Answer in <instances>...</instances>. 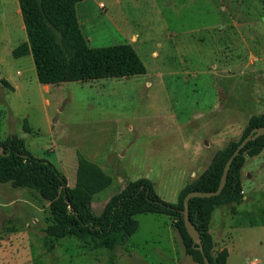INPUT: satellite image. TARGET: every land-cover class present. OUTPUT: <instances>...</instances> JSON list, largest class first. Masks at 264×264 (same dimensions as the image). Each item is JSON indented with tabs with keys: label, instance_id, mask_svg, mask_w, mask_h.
<instances>
[{
	"label": "rangeland",
	"instance_id": "374dc122",
	"mask_svg": "<svg viewBox=\"0 0 264 264\" xmlns=\"http://www.w3.org/2000/svg\"><path fill=\"white\" fill-rule=\"evenodd\" d=\"M99 1L106 7L99 8ZM254 1L252 16L254 6L260 12L257 17H264V3ZM18 7V0H0V139L22 138L33 155L48 159L66 176L70 187L75 186L78 155L99 165L112 182L93 196L95 215L127 182L138 178L150 179L157 195L177 202L216 149L239 141L249 118L264 113V63L258 64L255 76L253 23L243 24L245 40L236 48L237 57L217 61L207 42L193 41V50L177 62L169 47L149 58L158 48L148 39L136 47L146 74L43 84L30 55L12 56L13 48L26 40ZM132 10L123 0L114 6L109 0L81 3L79 26L89 46L123 43L112 21L118 24ZM136 17L140 25L132 26L144 33L161 24L145 15ZM262 24L254 26L259 42ZM197 25L195 19L193 27ZM154 67L163 71L159 78ZM24 120L30 133L22 127ZM216 138V143L210 140ZM196 143L200 151L192 157L190 147ZM242 182L247 191L253 190L251 198L235 205L234 215L231 205L215 208L211 227H239L229 232L227 264H250L254 258L264 264V225L256 221H261L264 208V147L255 156L245 155ZM135 219L138 229L127 242H135L136 253L148 255V262H158L154 247L165 243L173 219L154 213H139ZM248 220L255 224L249 226ZM50 223L48 201L37 190L0 182V264H129L122 257L125 245L93 249L73 236L46 238L44 228ZM130 264L142 262L133 259Z\"/></svg>",
	"mask_w": 264,
	"mask_h": 264
},
{
	"label": "trees",
	"instance_id": "16d2710c",
	"mask_svg": "<svg viewBox=\"0 0 264 264\" xmlns=\"http://www.w3.org/2000/svg\"><path fill=\"white\" fill-rule=\"evenodd\" d=\"M83 0H18L26 40L12 50L15 58L31 55L37 79L43 84L90 81L142 75L146 66L129 43L103 47L89 46L79 26L76 4ZM264 3V0H259ZM264 126V113L252 115L239 141L216 150L208 166L179 193L177 202H168L154 191L148 178L127 182L113 195L102 212L92 211V198L108 187L112 177L96 163L77 156L75 186L46 158L33 155L24 140L16 135L0 139V182L16 187H31L48 201L51 223L45 237L73 236L86 246H121L138 229L135 215L154 213L173 219L185 252L198 264H205L202 252L193 246L183 221V197L192 190L212 191L218 187L226 160L238 143L254 127ZM25 132L30 133L26 120ZM264 147V135L248 141L234 157L222 191L211 197L189 199V217L200 234L203 253L211 264H226L225 250L213 253L209 223L213 210L242 200V168L245 155L255 156ZM52 247V245H51Z\"/></svg>",
	"mask_w": 264,
	"mask_h": 264
},
{
	"label": "crops",
	"instance_id": "0c3cea01",
	"mask_svg": "<svg viewBox=\"0 0 264 264\" xmlns=\"http://www.w3.org/2000/svg\"><path fill=\"white\" fill-rule=\"evenodd\" d=\"M83 0L76 4V12L78 13V7L81 3L86 2ZM111 6H114L119 0H109ZM124 3L132 8V11H128L127 15L123 14L122 19L118 24L115 21H112V25L118 34V36L123 40V43H129L136 50L137 46L145 43L148 39L153 41L154 47L158 50H152L149 53V58L152 56L162 55V48H171L170 55L174 58L175 62L179 58L187 57L186 51L191 52L193 49L191 46L193 41H200L202 44L207 42L209 47L212 48L213 53H215L216 60L219 61L221 57L226 58L227 56L237 57L239 52L236 48L240 47L242 44V39L245 40L242 34L243 24H252L253 23V73L257 75L258 64L264 63V34H262L261 41H258L257 32L254 29L255 25L258 22L263 23L264 26V17H257L260 15L259 10L253 6V16L251 13L252 2L250 0H123ZM247 3L249 8H241L240 5ZM256 3L253 0V4ZM100 4H103L101 6ZM19 6V4H18ZM99 8H105L106 5L101 1L98 2ZM17 12H20V8L16 9ZM264 11V10H261ZM132 13V14H131ZM21 14V13H20ZM126 15V16H124ZM138 15H145L151 18L153 23H161L157 26H151L149 28V33H144L141 30H137V27L134 25H140V18L136 17ZM78 16V15H77ZM135 16V17H131ZM196 19L198 25L193 27L194 20ZM79 25L80 20L78 18ZM171 22V24H169ZM121 24V27L119 26ZM133 25V26H132ZM81 28V27H80ZM82 30V29H81ZM83 32V31H82ZM84 34V33H83ZM150 34V35H149ZM85 36V35H84ZM88 43L90 39L87 38ZM263 38V39H262ZM120 44V43H118ZM252 54V52H251ZM30 55V54H29ZM31 56V55H30ZM143 63L145 61L139 55ZM161 67H154L152 71L156 73V77L159 78L163 74V71L160 70ZM148 68L146 67V74ZM171 74H174L170 71ZM221 73L219 72V75ZM143 75V74H142ZM139 76V75H135ZM131 77V76H130ZM221 77V76H219ZM125 78V77H122ZM108 79V78H102ZM97 80V79H95ZM91 81V80H90ZM147 84V81H146ZM220 88L221 87H216ZM256 91V90H255ZM213 143H216L218 140L210 139ZM209 140V141H210ZM206 141L205 143L209 142ZM200 143L191 145L192 157L194 154L199 153ZM218 150V149H216ZM214 154V153H213ZM246 185L242 182V200L240 203L247 201L252 196V189L247 191L245 189ZM234 204L231 207V211H228L231 214H236L237 209ZM223 206V205H221ZM220 207V206H218ZM217 208V207H216ZM215 209L212 212L214 213ZM212 215L209 223V232L213 240V253L225 250L228 256V250L226 244L230 241L231 235L229 232L231 229L238 230L239 227L227 226L225 228H212L211 221ZM260 226L264 225V208L260 210ZM249 226L255 224L253 221H247ZM139 226V225H138ZM171 231H168L166 236V241L162 246L156 245L154 247V252L158 257V262L147 261L146 258L148 255H141L136 252L135 242H125L123 244V259L130 262L133 259H138L142 264H198L195 262L186 252L181 240V237L173 225L169 224ZM231 233V232H230ZM133 235V234H132ZM131 235V236H132ZM130 236V237H131ZM129 237V238H130ZM228 239V240H227ZM126 245H128L126 247ZM126 249V250H125ZM136 257V258H135ZM255 259V258H254ZM257 260V259H256ZM252 261V260H251ZM227 264V257H226Z\"/></svg>",
	"mask_w": 264,
	"mask_h": 264
},
{
	"label": "water",
	"instance_id": "95a60500",
	"mask_svg": "<svg viewBox=\"0 0 264 264\" xmlns=\"http://www.w3.org/2000/svg\"><path fill=\"white\" fill-rule=\"evenodd\" d=\"M261 135H264V126L254 127L238 143V145L235 148V150L232 152V154L228 157V159L225 162V165H224L223 170H222V174H221V177H220V181H219L218 187L215 190H212V191L192 190V191L187 192L185 194V196L183 197L182 215H183L184 226H185L188 234L192 238L193 246H195L196 248H198L202 252L203 260H204L205 264H211V263H210L208 257L206 255H204V253H203V247H202V244H201L200 234H199L198 230L196 229V227L193 225V223L190 220V217H189V199L192 198V197H211V196L218 195L222 191V189H223V187L225 185L226 178H227V173H228V170L230 168V165H231L234 157L239 154L240 149L248 141L255 140L257 137H259Z\"/></svg>",
	"mask_w": 264,
	"mask_h": 264
},
{
	"label": "built area",
	"instance_id": "2783aa9c",
	"mask_svg": "<svg viewBox=\"0 0 264 264\" xmlns=\"http://www.w3.org/2000/svg\"><path fill=\"white\" fill-rule=\"evenodd\" d=\"M101 6H103V4H100ZM250 264H259V261L254 259Z\"/></svg>",
	"mask_w": 264,
	"mask_h": 264
}]
</instances>
